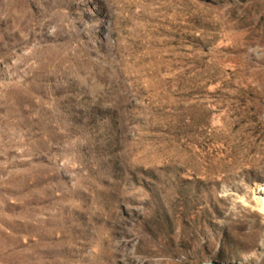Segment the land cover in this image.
I'll return each instance as SVG.
<instances>
[{
	"label": "rangeland",
	"instance_id": "obj_1",
	"mask_svg": "<svg viewBox=\"0 0 264 264\" xmlns=\"http://www.w3.org/2000/svg\"><path fill=\"white\" fill-rule=\"evenodd\" d=\"M0 264H264V0H0Z\"/></svg>",
	"mask_w": 264,
	"mask_h": 264
},
{
	"label": "bare ground",
	"instance_id": "obj_2",
	"mask_svg": "<svg viewBox=\"0 0 264 264\" xmlns=\"http://www.w3.org/2000/svg\"><path fill=\"white\" fill-rule=\"evenodd\" d=\"M241 202H243L244 204L247 203V201L243 198H241Z\"/></svg>",
	"mask_w": 264,
	"mask_h": 264
}]
</instances>
